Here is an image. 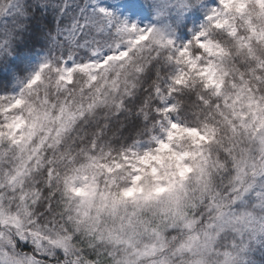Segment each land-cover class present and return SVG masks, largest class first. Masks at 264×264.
<instances>
[{
	"label": "snow or ice",
	"instance_id": "snow-or-ice-1",
	"mask_svg": "<svg viewBox=\"0 0 264 264\" xmlns=\"http://www.w3.org/2000/svg\"><path fill=\"white\" fill-rule=\"evenodd\" d=\"M0 264H264V0H0Z\"/></svg>",
	"mask_w": 264,
	"mask_h": 264
}]
</instances>
